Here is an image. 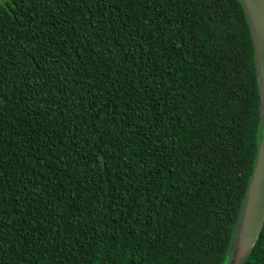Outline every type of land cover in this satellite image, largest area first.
I'll list each match as a JSON object with an SVG mask.
<instances>
[{
	"label": "trees",
	"instance_id": "obj_1",
	"mask_svg": "<svg viewBox=\"0 0 264 264\" xmlns=\"http://www.w3.org/2000/svg\"><path fill=\"white\" fill-rule=\"evenodd\" d=\"M257 123L238 0H0V264H220Z\"/></svg>",
	"mask_w": 264,
	"mask_h": 264
},
{
	"label": "water",
	"instance_id": "obj_2",
	"mask_svg": "<svg viewBox=\"0 0 264 264\" xmlns=\"http://www.w3.org/2000/svg\"><path fill=\"white\" fill-rule=\"evenodd\" d=\"M248 24L258 92L256 151L220 264H245L264 226V0H238Z\"/></svg>",
	"mask_w": 264,
	"mask_h": 264
}]
</instances>
